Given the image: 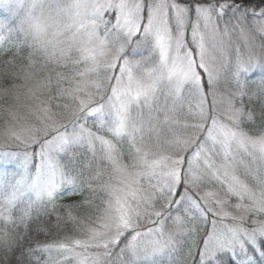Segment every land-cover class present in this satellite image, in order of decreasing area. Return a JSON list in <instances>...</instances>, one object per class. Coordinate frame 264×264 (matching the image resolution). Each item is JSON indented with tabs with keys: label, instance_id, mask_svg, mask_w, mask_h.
<instances>
[{
	"label": "snow or ice",
	"instance_id": "snow-or-ice-1",
	"mask_svg": "<svg viewBox=\"0 0 264 264\" xmlns=\"http://www.w3.org/2000/svg\"><path fill=\"white\" fill-rule=\"evenodd\" d=\"M0 10V264L264 258V0Z\"/></svg>",
	"mask_w": 264,
	"mask_h": 264
},
{
	"label": "rangeland",
	"instance_id": "rangeland-1",
	"mask_svg": "<svg viewBox=\"0 0 264 264\" xmlns=\"http://www.w3.org/2000/svg\"><path fill=\"white\" fill-rule=\"evenodd\" d=\"M261 75H264V73H261L259 70H257L256 74L252 76L253 81H258L261 77Z\"/></svg>",
	"mask_w": 264,
	"mask_h": 264
}]
</instances>
